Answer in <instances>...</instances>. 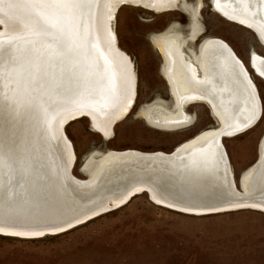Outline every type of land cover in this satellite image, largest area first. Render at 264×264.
Here are the masks:
<instances>
[{"label": "bare ground", "instance_id": "1", "mask_svg": "<svg viewBox=\"0 0 264 264\" xmlns=\"http://www.w3.org/2000/svg\"><path fill=\"white\" fill-rule=\"evenodd\" d=\"M125 4L157 13L180 10L189 17L185 32L170 29L155 42L175 103L172 109L147 108L146 120L178 129L193 122L185 108L204 102L218 125L175 149L180 152L175 163L146 161L171 154L164 152H95L83 167L88 179L73 180L65 164L75 153L63 125L86 115L94 131L110 139L135 102L134 66L114 33L115 15ZM211 4L226 20L250 28L264 45V0ZM198 13L199 5L185 0H0V236L41 239L48 232L27 226L60 225L102 199L113 197L119 204L132 190L147 189L156 202L193 216L264 213V164L255 176L252 168L246 172L242 188L236 187L220 143L221 136L234 138L236 128L259 117L261 101L246 66L228 45L209 38L197 50L190 46L204 31ZM251 55L254 71L264 79V59ZM199 169L211 173L207 183L215 190L198 191L204 183ZM185 184L193 191L185 193ZM155 189L182 203L217 206L173 204Z\"/></svg>", "mask_w": 264, "mask_h": 264}, {"label": "rangeland", "instance_id": "2", "mask_svg": "<svg viewBox=\"0 0 264 264\" xmlns=\"http://www.w3.org/2000/svg\"><path fill=\"white\" fill-rule=\"evenodd\" d=\"M185 1L190 4L196 0ZM199 1L204 40L218 39L234 50L262 101L259 123L245 134L223 140L238 187L240 177L257 160L264 134V80L250 66L251 52L264 57V46L252 31L218 14L210 0ZM175 24L185 32L189 17L180 10L157 13L132 4L118 9L114 33L118 48L134 66L136 103L116 124L110 139L96 133L86 118L66 126V137L77 157L74 176L79 180L87 179L81 167L95 152L168 154L199 133L217 127L209 107L200 103L185 108L193 122L178 129L159 128L143 116L148 106L162 104L172 109L175 103L163 74V57L155 45L167 30L175 32ZM199 38L190 45L196 50L202 44L197 45ZM85 124L95 133L91 139L81 135ZM198 172L204 182L198 191L215 190L207 183L211 173ZM183 191L193 190L185 184ZM0 264H264V213L247 209L206 216L180 214L155 205L143 194L70 232L37 240L0 236Z\"/></svg>", "mask_w": 264, "mask_h": 264}, {"label": "water", "instance_id": "3", "mask_svg": "<svg viewBox=\"0 0 264 264\" xmlns=\"http://www.w3.org/2000/svg\"><path fill=\"white\" fill-rule=\"evenodd\" d=\"M210 4H211V0H210ZM204 38H205L204 35L200 36V38L197 41V45L201 44L204 41ZM171 100H172V98H171ZM165 102L166 103H171L169 101H165ZM261 111H262V107H261ZM261 117H262V114H260L258 118L254 119V121L251 120V122L249 124H247L246 126H242V127L240 126V127L236 128L237 130H235L236 133H234L233 137L240 136L242 134L247 133L251 129H253L259 123V121L261 120ZM82 118L88 119L89 122L91 123V119L88 116H86V115H81L79 117H75L73 119H69L63 125V135L65 136V138H66V132H65L66 126L69 125L70 123H72L74 121H77V120H80ZM215 122H216V126H217L218 123H217L216 120H215ZM224 139H227V137L225 135L221 136L220 137V143L222 144V147L224 149V152H225V155H226V158H227L228 157L227 156V152H226L225 147L223 146V140ZM261 154L263 155V158L261 157ZM179 155H180V152H178L177 150L174 149L171 152L170 155H168V156L165 155L166 157L165 156H161V155L155 156V157H148V159L146 161L156 162V163H164V164H168L169 165V164L175 163V159ZM76 161H77V157L75 156L73 158V160L71 161L72 163L71 162H69V163L67 162L65 164L66 171H67V173H68V175H69V177L71 179L76 178L74 176V168H75ZM70 163H71V165H70ZM263 164H264V134H263V136H262V138H261V140L259 142L258 157H257V160H256L255 164L252 167V174L253 175L252 174L251 175L255 176L259 171H261V167L263 166ZM83 167H84V162H83V165L81 167V173L85 177H88L86 174H84V172H83L84 168ZM234 184L237 187V182L236 183L234 182ZM239 186L242 188V186H241V177H240V180H239ZM129 190H132V189H129ZM155 190H156L157 194L160 197H162L164 199H167L168 202H171L173 204H175V203L183 204V205H187V206H189L191 208H205V207L210 208V207L217 206V203H215V202H214L215 204H213V205H207L206 204L205 206H199V205H201L200 203H189V204L182 203L184 201L181 200V199H176L175 197L166 195L164 192H162L159 189H155ZM143 194H147L149 199L151 200V202H153L155 205H157V206H159L161 208H164V209H167V210H170V211H174V212H177V213H180V214H186V212H183V211H181V212L175 211V208H173L172 205L156 202L151 197V191H149L147 189L139 190L138 192L135 191V190H132V191H127L125 196L122 198L121 203H119V204H115L114 203V201L112 200L113 197L112 198H107V199H102L101 201H98L97 203H95L92 206H90L84 213L80 214L78 217H76L74 219H71L69 221H66V222H64V223H62L60 225H52L50 223H47V224L40 225V226H33V227L32 226H27V227L28 228H35V229H38V230H42L44 232H48V233H46L44 235V237L59 235V234L68 232V231H70V230H72L74 228H77V227H79V226H81L83 224H86V223H88V222H90V221H92V220H94V219H96L98 217H101V216H103L105 214H108L110 212L116 211V210L122 208L123 206H125L126 204H128L136 196L143 195ZM232 201L237 202L238 200H232ZM229 203L232 204L233 202H229ZM213 214H220V212L209 211V212H205V214L202 213L201 216L213 215ZM0 235H2V234H0Z\"/></svg>", "mask_w": 264, "mask_h": 264}, {"label": "flooded vegetation", "instance_id": "4", "mask_svg": "<svg viewBox=\"0 0 264 264\" xmlns=\"http://www.w3.org/2000/svg\"><path fill=\"white\" fill-rule=\"evenodd\" d=\"M199 0H196L194 3H190V4H192V5H196V4H199ZM213 6V5H212ZM187 16V15H186ZM225 19V18H224ZM227 21H229V20H227ZM229 22H231V21H229ZM232 23V22H231ZM234 24V23H233ZM236 24V23H235ZM236 25H239V26H241V27H244V28H246V29H248V30H250V31H252L250 28H247L246 26H243V25H241V24H236ZM168 31V30H167ZM165 32V33H168V32ZM176 32H180V33H183V31H182V29H181V27L178 25V24H175V33ZM253 32V31H252ZM204 33V32H203ZM254 34V33H253ZM165 35V34H164ZM163 35V36H164ZM255 35V34H254ZM201 36V35H200ZM256 36V35H255ZM257 37V36H256ZM259 40V39H258ZM205 41V40H204ZM203 41V42H204ZM202 42V43H203ZM260 42V41H259ZM261 43V42H260ZM262 44V43H261ZM263 45V44H262ZM264 46V45H263ZM200 47V46H199ZM232 49V48H231ZM233 50V49H232ZM234 51V50H233ZM253 52V51H252ZM252 52H251V54H252ZM236 54V53H235ZM258 55V54H257ZM236 56H237V54H236ZM260 58H262V59H264V57H262V56H260V55H258ZM237 58H238V56H237ZM251 59H252V55H250V66H251V68H252V70L254 71V68H253V66H252V64H251ZM163 68V67H162ZM163 71H164V68H163ZM254 73H256L255 71H254ZM257 74V73H256ZM198 75V74H197ZM259 76V75H258ZM195 77V76H194ZM260 77V76H259ZM196 78H200L199 76H197ZM261 78V77H260ZM261 79H263V78H261ZM264 80V79H263ZM167 81V84H168V87L170 88V86H169V83H168V80H166ZM256 86V89H257V92L259 91V89H258V87H257V85H255ZM170 90V89H169ZM170 94H171V96H174V93H173V91L171 92V90H170ZM258 95L257 96H259V99H260V93L258 92L257 93ZM260 101H261V99H260ZM262 102V101H261ZM134 103H136V102H134ZM197 103H200V104H204V105H206V106H208L206 103H204V102H194V103H190V105L191 104H197ZM149 107H151V106H148V107H146L145 109H143V111H142V113L144 114V112H146L145 110L147 109V108H149ZM209 107V106H208ZM261 107H262V104H261ZM210 109V108H209ZM210 111H211V109H210ZM213 116V115H212Z\"/></svg>", "mask_w": 264, "mask_h": 264}, {"label": "snow or ice", "instance_id": "5", "mask_svg": "<svg viewBox=\"0 0 264 264\" xmlns=\"http://www.w3.org/2000/svg\"><path fill=\"white\" fill-rule=\"evenodd\" d=\"M81 135L91 139L94 137L95 133L90 129L89 125L85 124L84 128L81 130Z\"/></svg>", "mask_w": 264, "mask_h": 264}]
</instances>
